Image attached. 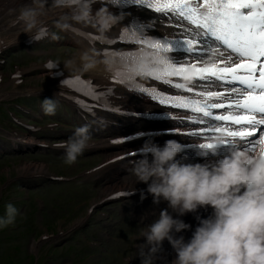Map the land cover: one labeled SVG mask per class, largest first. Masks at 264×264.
<instances>
[{"label":"clouds","instance_id":"obj_1","mask_svg":"<svg viewBox=\"0 0 264 264\" xmlns=\"http://www.w3.org/2000/svg\"><path fill=\"white\" fill-rule=\"evenodd\" d=\"M68 2L53 0L55 6ZM94 2L101 6L94 11L86 7L70 18L63 17L58 26L67 28V20L71 19L103 35L117 17L103 0ZM46 3L47 0H29L19 7L17 21L23 23L24 33L37 27ZM80 61L81 71H89L98 63L95 54L87 51L80 55ZM159 64L150 48H145L129 70L142 78H155ZM178 75L187 86L195 72L186 69ZM55 108L54 98L42 100L46 115L54 114ZM91 139L87 125L75 128L59 145L64 149V162L75 163L90 147ZM209 144L207 150L196 151V160L185 154L186 145L176 139H167L163 144L146 139L138 149L140 158L132 163L130 171L137 184L146 185L141 199L146 191L153 204L165 205L158 218L141 229L139 254L143 257L146 248L152 254L163 252L167 241L174 253L168 264H264V147L249 151L230 143L223 134L213 137ZM135 191L136 188L130 193ZM17 212L14 205L7 204L0 226L13 223ZM189 214L194 216L195 226L183 219ZM143 219L144 214L139 222ZM185 232L191 235L186 238ZM142 264H149V260H142Z\"/></svg>","mask_w":264,"mask_h":264},{"label":"rangeland","instance_id":"obj_2","mask_svg":"<svg viewBox=\"0 0 264 264\" xmlns=\"http://www.w3.org/2000/svg\"><path fill=\"white\" fill-rule=\"evenodd\" d=\"M57 45L61 49L59 57L67 58L71 53L76 52L72 44L60 42ZM13 54L15 58L23 60L21 54L15 52ZM33 80L35 83L38 81L41 83L44 79L42 75L36 74ZM46 135L48 134L40 133L38 139L48 141ZM0 138L4 137L0 136ZM0 146V184L5 177L17 175L18 167L21 168L22 164L29 161L46 163L54 172L68 168L64 162V154L58 150H28L14 153L9 152L4 145L0 144ZM99 156L100 153L96 152L81 154L76 160L78 164L76 168H68V173L75 174L95 165ZM116 171L117 169H113L103 175V180L95 177L98 175L95 173L82 176L75 182L57 181L51 186L36 191L27 186L29 180L26 178L17 182L8 193L3 185H0V202L9 201L11 196L16 199L15 204L12 205L18 210L14 222L7 225L15 229L10 227V230L5 229L2 234L0 231V264H33L36 256H39L37 258L40 264H47L44 253L46 249L52 259L48 264H78L77 259L86 261L87 255L88 264H125L122 257L135 254L132 240L140 236L141 229L148 224L144 222L145 219L142 223L139 222L141 213L139 205L148 197L136 199L138 201L136 204L127 200L100 206L88 219L80 222L86 216L89 205L100 199L102 187L108 184V180L113 179ZM33 195H39L45 200V206L41 210L42 215L38 210L34 212ZM81 200L84 205L82 210L78 207L80 205L78 202ZM72 209L75 211L71 213ZM100 209L103 215L98 213ZM149 212L156 211L153 209ZM75 222L80 223L78 228L68 231ZM60 230H62L61 234L58 235L57 232ZM44 232L53 233L55 237L39 240V235ZM36 239L37 242L32 243V240L36 241ZM142 260L145 258H141L139 264H142Z\"/></svg>","mask_w":264,"mask_h":264},{"label":"snow or ice","instance_id":"obj_3","mask_svg":"<svg viewBox=\"0 0 264 264\" xmlns=\"http://www.w3.org/2000/svg\"><path fill=\"white\" fill-rule=\"evenodd\" d=\"M115 3L147 4L158 12H171L184 17L195 26L192 30L196 33V38L186 39L183 44L176 40L165 43L157 41L148 45L157 50L154 58L160 60V75L156 78L165 83H171L163 80L164 76L172 75L170 69L177 73V77L186 70L183 62L173 63L163 55L173 51L174 44L191 54V59L201 62L215 44L218 62L203 68L193 65L195 75L202 79L215 78L234 86L228 95L215 91L201 93L202 96L218 98L225 103H204L202 106H195L194 110L202 112L205 117H211V110L225 108L226 114L214 115V120L240 125V130H231L228 126L214 130L227 137L247 141L249 151H256V145L264 147V0H115ZM141 43H147V40H141ZM135 58L132 57V60ZM48 67L52 68V64H48ZM130 67L131 65H127L122 73L129 80L132 79ZM235 85H239L240 89ZM175 87L184 86L176 84ZM159 102L180 108L198 104L184 97L162 93ZM257 133L259 139L253 144L249 138H254ZM199 147L208 149L211 145L202 143Z\"/></svg>","mask_w":264,"mask_h":264},{"label":"bare ground","instance_id":"obj_4","mask_svg":"<svg viewBox=\"0 0 264 264\" xmlns=\"http://www.w3.org/2000/svg\"><path fill=\"white\" fill-rule=\"evenodd\" d=\"M56 12H57V14H60V12H58L57 8L55 9V13ZM81 47L83 48L84 46L81 45ZM32 169L35 170L36 167L32 166L30 164L25 168V170H32ZM132 177H133V175H129L128 176L127 174H124V173H121V174L117 173L116 175H114V178H113L112 182H114V179H115L120 184V182L123 183V181H125V180L132 179ZM106 188H108L107 189L108 191L113 190L112 189V184H109L108 186H106ZM201 214L204 215L206 213H203V211H201ZM183 219L186 222L192 224L193 226H195V224H196V221H195L194 216L192 214H189V215L183 217ZM184 235L187 238L188 236L191 235V233L190 232H185ZM163 249L165 251L160 252L157 264H168V261L171 260L174 257V253L172 252V249H171V247H170V245L168 243H166V245H164Z\"/></svg>","mask_w":264,"mask_h":264}]
</instances>
